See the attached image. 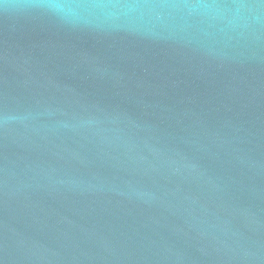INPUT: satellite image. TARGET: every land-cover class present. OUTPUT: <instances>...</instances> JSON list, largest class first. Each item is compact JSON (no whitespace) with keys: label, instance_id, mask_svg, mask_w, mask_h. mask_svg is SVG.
I'll list each match as a JSON object with an SVG mask.
<instances>
[{"label":"water","instance_id":"1","mask_svg":"<svg viewBox=\"0 0 264 264\" xmlns=\"http://www.w3.org/2000/svg\"><path fill=\"white\" fill-rule=\"evenodd\" d=\"M0 264H264V0H0Z\"/></svg>","mask_w":264,"mask_h":264}]
</instances>
